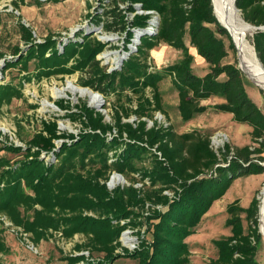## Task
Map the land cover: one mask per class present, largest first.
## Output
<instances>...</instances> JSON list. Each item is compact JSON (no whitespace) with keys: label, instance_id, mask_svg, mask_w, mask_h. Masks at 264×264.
Here are the masks:
<instances>
[{"label":"trees","instance_id":"trees-1","mask_svg":"<svg viewBox=\"0 0 264 264\" xmlns=\"http://www.w3.org/2000/svg\"><path fill=\"white\" fill-rule=\"evenodd\" d=\"M119 2L126 4L124 10L119 9ZM111 3V8L104 11L107 18L104 29L123 33L125 50L134 37V30L139 32L136 47L118 69L106 71L100 66L95 55L104 43L88 37L68 43L62 51L53 48V53L46 56V46L55 44L48 39L31 44L24 54L19 48L14 50L15 59L6 61L3 69L18 65L26 68L29 59L37 57V77L79 69L85 72L81 79L83 85L104 96L113 93L115 100L110 121L86 102L77 104L73 110L65 100H57L55 103L60 109L73 110L67 116L81 123L78 134L60 131L56 118L42 119L41 129L24 146L1 144L0 151L18 152L22 157L11 163L0 155V216L5 215L14 225L30 233L34 245L53 232H60L66 238L84 235L85 240L76 243L74 250L88 251L89 255H68L66 264L80 261L113 264L121 256L136 259V264H190V249L185 239L194 233L204 213L238 176L264 171V112L249 97L245 75L235 66L222 70L218 65L226 53L223 37L229 40L231 49L235 47L213 12L212 0H111ZM235 3L245 21L256 27L252 45L264 67V0H236ZM135 4L141 10H154L158 14L154 32L147 31L152 15L136 12ZM128 13L133 16L129 18ZM21 28L27 40L30 32L24 25ZM186 38L199 55L213 64V70L226 73L224 81L201 83L198 80L191 72L193 56ZM160 43L183 53L181 65L187 90L180 89L178 97L181 103L190 106L185 119L204 110L202 100L221 93L225 99L221 109L231 113L234 121L251 127L252 144L241 147L225 144L220 158L212 153L209 175L185 173L172 126L154 117L157 111L166 113L157 84L164 73H171V68L159 72L150 62V50ZM73 58H76L74 64L68 66ZM13 96L20 97L17 87L0 85V104ZM132 115L134 120H127ZM148 120L152 122L150 126ZM113 129L117 134L109 138L107 133ZM201 144L207 149L209 140L203 139ZM44 153H52L56 160H46L42 157ZM147 154L152 160L151 167L139 171L135 161H143ZM113 171L123 175L137 172L140 176L137 181L143 182V186L138 188L131 182L110 190L106 181ZM156 185L160 187L154 188ZM166 189L173 191L172 196L163 193ZM151 200L163 209L151 207L143 215L139 209H144ZM226 211V225L231 233L213 241L217 255L208 264H259L256 252L262 236L258 199L253 197L247 207H242L236 199L227 205ZM140 218L147 222L145 232L151 237L147 239L143 235L133 251L116 252L121 231L127 225H142ZM121 219L129 220L120 224ZM6 251L8 247L0 232V253ZM95 253L102 254L97 261L91 259Z\"/></svg>","mask_w":264,"mask_h":264},{"label":"rangeland","instance_id":"rangeland-1","mask_svg":"<svg viewBox=\"0 0 264 264\" xmlns=\"http://www.w3.org/2000/svg\"><path fill=\"white\" fill-rule=\"evenodd\" d=\"M111 4V0H0V85L11 84L17 87L20 96H13L8 102L6 100L0 104V146L2 143L24 146L41 129L42 119L56 118L60 131L78 134L81 123L70 120L67 114L69 111L76 110L75 106L81 102H86L88 106L101 111L107 121L111 120L109 113L112 112L115 100L113 93L104 96L98 92L96 96L98 100L82 94L78 90L68 88L64 89L63 96H57L54 93L56 88L63 89L70 83L97 94V91L81 83L85 72L79 69L72 73L54 71L49 75L42 74L41 77H37L35 73L37 57L30 58L26 68L18 65L3 69L7 60L15 59L13 52L18 48L24 54L31 44L44 43L51 39L55 44L46 46L45 53L46 56H50L54 49L62 51L65 45L70 42L82 41L83 37L104 43L103 49L95 55L100 66L105 67L106 71L118 69L121 64L114 63L117 61H114V58L119 59V54L122 53L124 34L107 31L103 27V22L107 19L104 11L110 9ZM118 4L119 9H125V3L119 2ZM128 16L131 18L132 13H128ZM21 25L26 26L30 32L27 40H24ZM255 31L256 28L249 36L251 42ZM109 34H114L117 39L104 40V36ZM223 40L226 53L218 61V65L222 66V70L224 68L227 70V66H235L245 75V88L249 97L264 112V89L256 85L241 69L236 48L229 47L230 42L227 38L223 37ZM186 43L193 56L191 72L201 83L207 80L214 82L226 79V73L218 74V71L213 70V64L196 52L195 48L188 43V38H186ZM149 54L151 64L159 72L164 73V70L171 68L170 75L164 73L157 84L166 113L162 114L157 111L154 117L163 124L172 126L180 149L179 158L185 173L209 175L212 172L210 168V164L213 162L212 153H216L220 158L221 148L225 144L232 147L252 144L251 127L246 123L234 121L231 113L221 109V106L225 104L224 96L221 93L202 100L200 104L204 106V110L185 119L184 114L190 109V106L181 103L178 97L180 89L187 90L184 83L187 80L181 65L182 51L160 43L151 49ZM75 59H70L68 66L74 64ZM61 99L74 107L73 110L60 109L55 102ZM45 101L50 102L51 106L45 105ZM97 102L100 104L99 107L95 104ZM134 118L132 115L127 120L133 121ZM151 124V121L148 120V125ZM203 139L209 140L207 149H204L201 144ZM59 142V140L56 141V143ZM0 155L9 159L11 163L22 157L20 153L10 151H0ZM148 156L147 154L143 161H135V166L139 171L151 167L152 160ZM262 156H264V152ZM42 157L48 161L56 160L52 153H44ZM262 164L264 165V161ZM139 177V174L134 171L124 175L113 171L110 173L106 185L110 190L118 185H128L131 182H134L133 184L138 187ZM263 185L264 171L258 174L238 176L224 195L213 202L202 216L194 233L185 239L190 249V264H208L210 259L216 257L217 248L213 241L231 233L230 227L226 225L227 205L237 199L242 207H247L253 197H256L260 202ZM159 187L156 185L154 188ZM163 193L172 196L173 191L166 189ZM147 203L144 209H139L143 215L150 212L151 207L157 206L152 203V200ZM157 207L163 209L160 205ZM2 217L4 219L0 218V232L8 251L0 253V264H66L68 255L78 253L89 255L88 251L76 252L74 250L76 243L85 240L84 235L75 234L66 238L60 232H53L48 238L36 243L34 250H30L27 248L26 240L31 241V234L21 226L14 225L5 215ZM140 219L143 222L142 225H127L121 231L120 246L116 252L123 254L125 249L133 251L139 246L143 235L147 239L151 237L148 231L145 232L148 226L147 222L143 218ZM128 220L121 219L119 223L125 224ZM244 224L246 226V221ZM24 233L27 234V239H25ZM101 256V253H95L91 259L97 261V258ZM256 260L259 264H264L263 236L256 252ZM136 263L137 260L134 258L121 256L113 264ZM76 264H83V262L80 261Z\"/></svg>","mask_w":264,"mask_h":264},{"label":"bare ground","instance_id":"bare-ground-1","mask_svg":"<svg viewBox=\"0 0 264 264\" xmlns=\"http://www.w3.org/2000/svg\"><path fill=\"white\" fill-rule=\"evenodd\" d=\"M236 0H213L214 14L220 24L227 27L229 30L230 37L234 46L237 50L238 61L241 69L249 76V78L259 87L264 89V67L258 59L252 42L250 41V35L252 34L255 27L250 23L246 22L243 18L241 11L237 8ZM117 37L114 34L104 36V40H116ZM136 42V41H135ZM135 42L131 45L134 48ZM118 58H114V61ZM78 90L82 94H86L91 98H95L98 94L85 88H78L75 85L68 83L63 89L56 88L54 93L57 96L64 95V89ZM96 100V101H97ZM50 102L45 101V105H49ZM99 107V103H95ZM119 179V177H117ZM112 181V180H111ZM259 229L263 236L264 241V185L260 193L259 202Z\"/></svg>","mask_w":264,"mask_h":264},{"label":"built area","instance_id":"built-area-1","mask_svg":"<svg viewBox=\"0 0 264 264\" xmlns=\"http://www.w3.org/2000/svg\"><path fill=\"white\" fill-rule=\"evenodd\" d=\"M135 7H136V12H138V13H148V14H151L152 16H151V18H150V20H149V25H148V27H147V31L148 32H154L155 30H156V27H157V24H158V14L154 11V10H147V11H144V10H141L140 8H139V4H135ZM133 16V15H132ZM131 16V17H132ZM136 41V42H135ZM138 41H139V32H138V30H134V37L132 38V41L127 45V47H128V49L127 50H125V48H122V50H121V54H119L120 55V57H119V59L116 61V62H114V63H119V65L122 63V60L130 53V51L133 49L132 47H131V45L135 42V45H134V48L136 47V44L138 43ZM120 67V66H119ZM97 94H98V92H97ZM158 119V118H157ZM160 122V121H159ZM152 123V122H151ZM165 125V124H164ZM117 133H116V130L115 129H113L111 132H108L107 133V136L109 137V138H111V137H113L114 135H116ZM124 137H126V136H124ZM120 175V174H119ZM144 182L146 183V184H149V181H148V179H145L144 180ZM137 186L138 187H142L143 186V182H139L138 184H137ZM2 220L4 219L2 216L0 217ZM8 225H10L8 222H6ZM26 236H27V234L26 233H24V237H25V239H27L26 238ZM27 241V248H29L30 250H34L36 247H35V245L29 240V239H27L26 240Z\"/></svg>","mask_w":264,"mask_h":264},{"label":"water","instance_id":"water-1","mask_svg":"<svg viewBox=\"0 0 264 264\" xmlns=\"http://www.w3.org/2000/svg\"><path fill=\"white\" fill-rule=\"evenodd\" d=\"M212 2H213V0H212ZM213 12H214V9H213ZM218 20V19H217ZM222 25V24H221ZM223 26V25H222ZM228 32H229V30L227 29V27H225V26H223ZM256 28V27H255ZM262 28H264V27H262Z\"/></svg>","mask_w":264,"mask_h":264}]
</instances>
